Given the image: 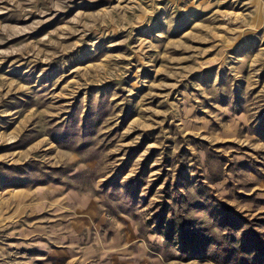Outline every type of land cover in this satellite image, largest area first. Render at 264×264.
<instances>
[{
    "label": "rangeland",
    "instance_id": "1",
    "mask_svg": "<svg viewBox=\"0 0 264 264\" xmlns=\"http://www.w3.org/2000/svg\"><path fill=\"white\" fill-rule=\"evenodd\" d=\"M0 264H264V0H0Z\"/></svg>",
    "mask_w": 264,
    "mask_h": 264
}]
</instances>
